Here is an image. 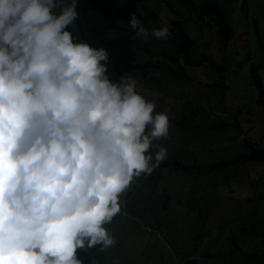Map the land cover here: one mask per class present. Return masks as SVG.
<instances>
[{
  "label": "clouds",
  "instance_id": "clouds-1",
  "mask_svg": "<svg viewBox=\"0 0 264 264\" xmlns=\"http://www.w3.org/2000/svg\"><path fill=\"white\" fill-rule=\"evenodd\" d=\"M77 0H0V264H82L122 196L168 158L167 113L69 30ZM135 37L166 41L130 14ZM155 148V151L153 149Z\"/></svg>",
  "mask_w": 264,
  "mask_h": 264
},
{
  "label": "rangeland",
  "instance_id": "rangeland-1",
  "mask_svg": "<svg viewBox=\"0 0 264 264\" xmlns=\"http://www.w3.org/2000/svg\"><path fill=\"white\" fill-rule=\"evenodd\" d=\"M205 1L139 5L142 16L161 15L146 24L149 31L179 20L196 43L191 62L178 68L185 77L155 68L129 75L156 112L169 117V136L160 141L168 149L164 162L195 169L170 165L155 177L138 178L122 196L121 213L106 225L115 244L102 251V262L79 257L82 264H185L188 258L197 264H264L252 257L264 254V161L209 171L214 163L248 154L247 143L264 152V97L261 104L250 76L251 66L258 67L264 89V0H245L244 8L240 0H216L235 32L227 47L198 19L197 7ZM75 27L69 30L78 37ZM134 41L137 64L165 59L161 40Z\"/></svg>",
  "mask_w": 264,
  "mask_h": 264
},
{
  "label": "trees",
  "instance_id": "trees-1",
  "mask_svg": "<svg viewBox=\"0 0 264 264\" xmlns=\"http://www.w3.org/2000/svg\"><path fill=\"white\" fill-rule=\"evenodd\" d=\"M148 0H77V11L79 18L75 22L78 38L85 40L94 48H106L110 54V63L108 66L109 78L119 82L122 77L127 75H136L137 73L145 74L147 69L155 68L160 71L166 70L171 77H185L180 75L178 68L182 64L191 62V51L195 46V39L184 29L181 21H171V36L168 40L162 41L164 48L160 53L165 59L159 64L148 63L140 65L136 63L135 50L133 48L135 33L128 26L130 14L135 13L146 27L148 22L161 20L159 12L152 11L146 16H142L139 10L143 2ZM190 1V0H185ZM239 1V0H236ZM240 8L246 5L245 0H240ZM194 8V7H193ZM198 19L205 24L212 26L220 43L227 47L235 37L234 29L227 19L226 13L222 6L216 0H206L197 7ZM201 61L209 62L210 59L201 56ZM258 68V67H257ZM251 66V79L254 81V87L258 91L259 101L263 104L264 89L259 77L255 71L257 69ZM221 70V68H218ZM181 126V125H180ZM186 128V127H185ZM249 146L250 152L242 155L232 162H218L209 167V171L226 167L230 164L241 162H262L264 161V152L255 150L254 146ZM173 165L175 168L180 167L181 171H194V167L181 166L178 163L167 164L162 162L150 175L141 177L149 179L160 174L162 168ZM177 168V169H178ZM207 170H198L197 172H206ZM98 251V253L96 252ZM99 247L90 249L88 252L78 251V257H90L91 259L102 262L103 256ZM260 263L264 262V254L252 255ZM185 264H197L193 259H186Z\"/></svg>",
  "mask_w": 264,
  "mask_h": 264
},
{
  "label": "water",
  "instance_id": "water-1",
  "mask_svg": "<svg viewBox=\"0 0 264 264\" xmlns=\"http://www.w3.org/2000/svg\"><path fill=\"white\" fill-rule=\"evenodd\" d=\"M208 246H209V248H211V249H213V248H214V246H213V245H211V244H209Z\"/></svg>",
  "mask_w": 264,
  "mask_h": 264
}]
</instances>
